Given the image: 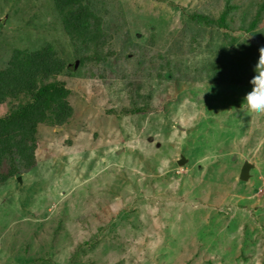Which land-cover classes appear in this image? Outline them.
Here are the masks:
<instances>
[{"label": "rangeland", "instance_id": "obj_1", "mask_svg": "<svg viewBox=\"0 0 264 264\" xmlns=\"http://www.w3.org/2000/svg\"><path fill=\"white\" fill-rule=\"evenodd\" d=\"M87 1L106 27L83 64L53 0H0V70L52 48L74 111L38 127L36 167L0 186V264H264V114L242 105L264 0ZM138 82L150 110L130 116Z\"/></svg>", "mask_w": 264, "mask_h": 264}, {"label": "trees", "instance_id": "obj_2", "mask_svg": "<svg viewBox=\"0 0 264 264\" xmlns=\"http://www.w3.org/2000/svg\"><path fill=\"white\" fill-rule=\"evenodd\" d=\"M53 1L77 59L83 64L95 61L99 56V32L106 27L104 11L87 0ZM55 57L50 47L32 53L17 52L8 67L0 70V109L8 101L11 106L7 115L0 117V185L36 167L39 126L64 128L74 115L68 99L70 91L57 82L58 75L67 68ZM142 86V82L128 86L130 109L125 112L130 116L148 114L150 110L151 97L141 92ZM256 118L252 133H258L264 159V118ZM249 176L243 182L239 175L237 186H246ZM150 201L162 204L163 198Z\"/></svg>", "mask_w": 264, "mask_h": 264}, {"label": "clouds", "instance_id": "obj_3", "mask_svg": "<svg viewBox=\"0 0 264 264\" xmlns=\"http://www.w3.org/2000/svg\"><path fill=\"white\" fill-rule=\"evenodd\" d=\"M254 73L249 81L251 91L245 95L242 105H246L251 113L264 114V47L259 49V59L254 67ZM21 174L6 183L16 181Z\"/></svg>", "mask_w": 264, "mask_h": 264}, {"label": "water", "instance_id": "obj_4", "mask_svg": "<svg viewBox=\"0 0 264 264\" xmlns=\"http://www.w3.org/2000/svg\"><path fill=\"white\" fill-rule=\"evenodd\" d=\"M238 38L239 39H245L247 38V34L245 32H239L238 33ZM248 172H249V167L248 166H245L242 171H241V174H240V180L243 181V182H246L247 179H248Z\"/></svg>", "mask_w": 264, "mask_h": 264}]
</instances>
